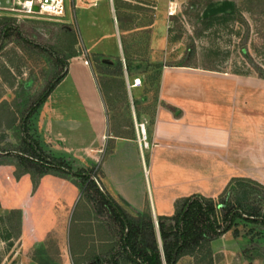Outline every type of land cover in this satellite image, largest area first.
<instances>
[{"label": "crops", "instance_id": "obj_1", "mask_svg": "<svg viewBox=\"0 0 264 264\" xmlns=\"http://www.w3.org/2000/svg\"><path fill=\"white\" fill-rule=\"evenodd\" d=\"M107 32V39L117 38L119 55L123 56V30L115 24ZM81 38L87 54L102 64L113 60L105 52L99 33L94 32L88 41L82 34ZM160 39L153 28L151 46H157ZM8 61L0 67V148L7 145L14 149L15 133L20 119L24 131L31 99L27 98L26 104L17 92L12 70L16 66ZM129 71L130 114L125 112L123 122L114 118L113 106L107 104L114 92L109 82L99 91L98 103L94 104L93 94V105L84 107L88 110L84 116L89 132L86 142L70 143L64 134L62 128L71 108L64 101H53V91L26 123L28 135L42 149L80 169L96 167L98 180L93 175L91 179L97 188L53 170L43 173L35 187L29 174L17 181L15 166L10 163L16 152L0 150V176L3 169H13L11 176L7 173L4 189L23 194L9 210L20 212V239L31 241V247L43 252V264H141L136 252L151 251L149 231L142 220L145 213L150 214L161 251L158 218L172 217L177 200L192 195L215 199L233 179H249L264 187V78L162 65L148 113V102L136 96L140 85L131 89L135 79L142 80L141 74ZM68 72L69 66L59 84ZM139 124L145 127L146 146L139 140ZM4 200L0 187L2 207ZM127 220L139 228L129 242ZM249 242V236L241 233L233 237L229 231L212 240L207 253L199 258L204 262L207 254L213 264H256L246 250ZM176 264L197 261L183 255Z\"/></svg>", "mask_w": 264, "mask_h": 264}, {"label": "rangeland", "instance_id": "obj_2", "mask_svg": "<svg viewBox=\"0 0 264 264\" xmlns=\"http://www.w3.org/2000/svg\"><path fill=\"white\" fill-rule=\"evenodd\" d=\"M224 1L233 4L234 10L206 15L211 6H219ZM12 7L10 0H0V67L8 60L15 64L16 68L12 70L16 74L17 92L22 94L26 104L31 99L30 107L52 79L66 73L69 66L68 77L54 88L51 97L53 101H64L71 108L62 128L70 143L88 140L89 132L84 123L88 110L84 107L93 105V94L96 97L94 104H97L99 91L102 92L109 82L113 83L114 92L113 97L107 98V104L113 106L114 118L123 122L125 112L128 110L130 114L132 99L127 87L130 68L141 74L136 96L148 102V113L152 110L162 65L264 75V2L258 0H66L65 15L59 18L39 14L23 16L11 11ZM115 24L123 30V56L119 55L117 38L104 36L108 34L109 26ZM153 28L161 38L155 47L151 46ZM80 32L85 41L89 36L92 38L94 32L103 36L102 46L113 60H104L102 64L100 59L87 54ZM83 65L95 69L98 75ZM50 102L51 99L48 104ZM21 126L22 119L15 133V148L7 145L0 148L3 152H16L14 161L10 162L15 171L3 169L4 175L0 176L5 198V206L0 204V264H43V252L31 247V241L20 239V212L9 210L10 205L20 202L22 192L12 189L7 193L4 189L8 172L10 176L13 172L17 181L25 175L23 172H28L30 178L32 175V184L33 179L37 181L43 174L36 163L22 160V156L36 159L29 145L22 143L23 137H30L44 156L59 161L72 172H89L98 180L97 168L80 169L69 160L55 157L42 149L28 135V130L25 134ZM221 200L226 207L217 206L218 215L226 208L234 207L244 213L264 216V190L250 183L236 182ZM14 212L19 213V219ZM149 216V213L143 215L144 223ZM233 230L238 235L249 236L246 250L250 258L255 259L256 264H264V227L237 219L230 232ZM202 264L211 263L204 260Z\"/></svg>", "mask_w": 264, "mask_h": 264}, {"label": "trees", "instance_id": "obj_3", "mask_svg": "<svg viewBox=\"0 0 264 264\" xmlns=\"http://www.w3.org/2000/svg\"><path fill=\"white\" fill-rule=\"evenodd\" d=\"M258 1L264 2V0ZM227 10H234V6L230 2L224 1L219 6H211L206 12V15L215 16L216 14L224 13ZM188 58L189 60H191L192 56H190L189 54ZM175 66L189 68V66L187 65ZM65 75L66 73L62 72L58 76L54 77L52 81L46 86V88L42 91V93L38 95V97L34 100L31 106L27 109V112L24 116L25 121L23 125L25 134L27 132L26 123L30 116L47 99V97L60 83V81L64 78ZM259 77L264 78V75ZM169 109L173 111L172 108ZM22 143L28 144L29 148L32 150V153L36 157V159L31 160L26 156H22V160H30L33 163H36L40 167L41 173H46L47 171L51 170L61 172L64 174H68L72 177L80 178L81 181L83 183H87V186L89 187L97 188L96 184L91 179V174L89 172H72L59 161L44 156L43 153L40 151L38 145L34 141L30 140V137L28 136L23 137ZM25 173L28 172H23V174ZM242 181L250 183L264 190V187L262 185L252 180L233 179L229 182L223 192L215 199L204 198L200 195H192L190 197L177 200L174 205L175 212L172 217L158 218L161 251L157 249V243L153 232V224L151 222V217L149 216L148 221L145 223V230L149 231V247L151 251L149 254H147L146 252H136V257H138V260L141 262V264H163V261L165 262V264H176L178 258L183 255L193 256L195 257L197 264H202L203 262L200 260L199 255L204 252L207 253L209 249V243L212 240L229 232L233 227H235L237 219H241L252 224H260L264 227V216L260 214L244 213L241 212L239 208H226L223 214H216L217 206L226 207L225 202L221 200L225 193L231 188L233 184ZM35 186L36 181H34L33 179V187ZM14 213L19 219V213ZM127 224L129 226V233H131L127 237V240L129 242L130 236L132 237V234L133 236L134 234H138L139 228H137L136 224H130L129 220H127ZM232 235L233 237H237V231L233 230ZM205 260H209L212 264V259L210 255L206 254Z\"/></svg>", "mask_w": 264, "mask_h": 264}, {"label": "built area", "instance_id": "obj_4", "mask_svg": "<svg viewBox=\"0 0 264 264\" xmlns=\"http://www.w3.org/2000/svg\"><path fill=\"white\" fill-rule=\"evenodd\" d=\"M112 2V0H109ZM13 6L10 10L23 16L46 15L62 17L66 12V0H10ZM140 80L135 79L132 86H139ZM139 131V140L146 146V132L143 124L136 125Z\"/></svg>", "mask_w": 264, "mask_h": 264}, {"label": "bare ground", "instance_id": "obj_5", "mask_svg": "<svg viewBox=\"0 0 264 264\" xmlns=\"http://www.w3.org/2000/svg\"><path fill=\"white\" fill-rule=\"evenodd\" d=\"M132 88H137V86H133Z\"/></svg>", "mask_w": 264, "mask_h": 264}]
</instances>
